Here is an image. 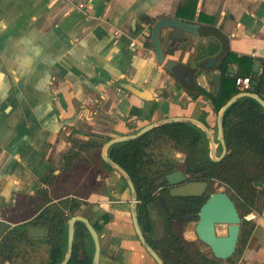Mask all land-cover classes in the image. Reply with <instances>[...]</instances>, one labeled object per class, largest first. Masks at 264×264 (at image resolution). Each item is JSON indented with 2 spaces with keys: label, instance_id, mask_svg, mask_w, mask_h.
<instances>
[{
  "label": "crops",
  "instance_id": "1",
  "mask_svg": "<svg viewBox=\"0 0 264 264\" xmlns=\"http://www.w3.org/2000/svg\"><path fill=\"white\" fill-rule=\"evenodd\" d=\"M180 1L0 0V223L8 224L4 232L35 218H28V206L39 199V188L53 199L46 206H60L71 192L61 159L74 144L104 145L151 123L199 121L202 113L216 137L217 114L210 100L192 94L197 87L213 91L214 75L196 70L195 63L216 54L219 42L163 28L159 42L164 62L175 63L171 75L156 62L151 24L142 21L176 18ZM199 14L213 20L203 23L227 36L229 52L251 57L253 66L259 65L258 74L263 71L264 0H198L196 19ZM228 65L237 71L236 64ZM227 66L222 76H227ZM50 168L53 187L39 182ZM100 171L97 161L88 168L86 180L99 187L84 199L78 215L89 223L101 213L109 216L97 234L99 264H155L134 232L131 191L122 175L112 169L103 178ZM19 194L30 198L27 208L19 206ZM251 233L235 264H264V207ZM39 247L46 244L35 241L34 248Z\"/></svg>",
  "mask_w": 264,
  "mask_h": 264
},
{
  "label": "trees",
  "instance_id": "2",
  "mask_svg": "<svg viewBox=\"0 0 264 264\" xmlns=\"http://www.w3.org/2000/svg\"><path fill=\"white\" fill-rule=\"evenodd\" d=\"M198 0H181L177 8L176 18L185 23H203L212 19L205 18L202 14L196 15ZM142 21H148L143 17ZM186 33V32H185ZM234 63L237 71L234 76H222L221 87L218 94L214 91L206 92L197 87L192 97L204 95L213 107V112L218 113L220 108L234 95L238 94L235 87L236 77L249 76L251 78L253 60L249 56H236L229 52L225 62L220 65L222 71L229 64ZM253 93L264 100V69L258 74ZM205 113L199 121L205 125ZM222 126L226 145V154L218 162L210 159L209 141L206 134L197 126L172 122L161 125L144 135L129 141L116 143L107 149V156L130 177L137 195V219L146 242L152 247L162 260L163 264H221L213 256L203 253L193 242L185 241L176 232L172 220L163 223V236L156 240L153 238L154 229L149 213V204L155 201L152 193L159 181L166 183L165 175L175 168L173 161L162 152L155 153L152 146L156 143L169 144L168 149L185 154L183 168L193 179H214L233 192L241 216L250 213L261 214L264 207V108L254 99L243 97L235 100L222 115ZM218 151L221 153V146ZM103 143L88 141L77 145L64 154L61 159V169L67 174L71 192L66 198L59 201V205L46 206L53 199L48 196L44 188L37 190L39 199L30 204V198L19 194L18 204L21 208H30L28 218L35 216L30 222H24L10 228L0 236V264L6 261L13 264H30L36 259L34 242L28 239L29 228H43L45 237L43 242L47 245L44 256L36 259V264H59L65 257L67 247V221L79 215V208L84 199L97 187L91 185L86 179V172L96 161L100 163V172L105 178L112 170L100 156ZM162 147V146H159ZM94 153V154H93ZM164 170L161 171V164ZM124 184L126 182L122 179ZM39 182L48 187H53L55 177L50 168L40 178ZM70 195V197H68ZM159 206L156 201L153 203ZM161 209V208H159ZM84 216V215H83ZM102 221V223H100ZM109 216L101 213L97 221L90 223L97 234H101L108 223ZM249 224V221H245ZM253 226L247 232V237L240 242L244 247ZM245 232V231H244ZM33 253V254H32ZM94 255V242L87 228L82 222L74 225L73 250L67 264H92ZM32 264V263H31Z\"/></svg>",
  "mask_w": 264,
  "mask_h": 264
},
{
  "label": "water",
  "instance_id": "3",
  "mask_svg": "<svg viewBox=\"0 0 264 264\" xmlns=\"http://www.w3.org/2000/svg\"><path fill=\"white\" fill-rule=\"evenodd\" d=\"M163 28H172L175 30L189 33L197 37H213L219 42L220 48L216 54H214L213 56L205 57L195 63L196 70L214 75L213 91L215 94H218L220 91L222 80V74L219 67L225 62L229 54V41L227 36H225L219 29L213 26L201 25L197 23H185L177 18L162 17L154 21V23L150 27L149 38L153 46L155 60L157 63L163 64L165 72L171 75H173V68L175 67V63L172 61L164 62V57L159 42V33ZM258 72L259 65L255 64L253 66L251 74L252 86L254 85L255 80L257 79ZM235 73L236 71L231 68L230 65H228L227 75L234 76ZM243 97H248L256 100L264 108V100L258 94L253 93L252 90L250 92L238 93L234 95L220 108L217 113V130L215 138L211 135L207 127L197 120L187 118H173L158 123L148 124L134 134L111 139L102 146L101 159L105 163L110 165L113 170L118 171L122 175L123 179L126 182V185L131 191V202L133 205L131 220L134 232L143 249L149 254V256L153 258L156 264H163V262L157 255V253L152 249V247L146 242L143 232L141 231V228L139 226L136 212L137 195L135 187L128 174L117 164H115L112 160L109 159L106 153L107 149L116 143L136 139L161 125L172 122H184L199 127L206 134V137L209 141L210 159L214 162H218L226 154V145L222 126V115L235 100ZM216 142H218L221 146V153L219 154V156L216 155ZM185 179V176L179 170L173 171L165 176L166 182L170 186H173L170 189V195L172 197L198 195L199 191H202V189H204V187L206 186L205 183H187L186 185L181 187L175 186L176 184L183 182ZM76 222H82L90 233L94 242V255L92 264H99V237L97 235V232L94 230L93 226L83 216H73L67 221L66 254L64 259L59 264H67L70 260L73 250L74 225ZM217 223L228 225L227 236H217L215 234L214 225ZM240 223L241 218L239 217V214L231 199L224 193H217L212 195L201 207L199 222L195 226V233L198 239L210 249L213 257L216 260H228L234 255L236 250L237 240L239 237ZM7 227V223H0V236L2 235V233H4ZM27 235L30 241H42L45 237V230L43 228H29Z\"/></svg>",
  "mask_w": 264,
  "mask_h": 264
},
{
  "label": "flooded vegetation",
  "instance_id": "4",
  "mask_svg": "<svg viewBox=\"0 0 264 264\" xmlns=\"http://www.w3.org/2000/svg\"><path fill=\"white\" fill-rule=\"evenodd\" d=\"M175 153H178L181 155H180V157L179 156L175 157V155H173L172 158H169V160L173 161L175 164V168L173 169V171H176V170L181 171L186 178L183 182H180V183L176 184L175 186L181 187V186L186 185L187 183H205L206 186L204 187V189H202V191H199L198 195H187V196L172 197L170 195V189L173 186H170L167 182L164 183L162 180L159 181V184L158 183L156 184L152 195H153L155 201L157 203H159L160 207L153 204L155 201L152 202L151 204H149V206H148L149 207V213L151 216L152 225H153V229H154L153 238L156 240H159L163 236V232H164L163 223L166 220H170V219L172 220V223H173V226H174L176 232L183 239H184L183 235H184L185 231L187 230V226L190 224H193L192 229H193V232L195 234L196 240L198 242H196L194 240L193 241L186 240V239H184V240L188 241V242H193L196 244L198 243L199 245L207 248L209 253H211L210 249L198 239V237L195 233V226L199 222L200 209L206 203V201L214 194L224 193L231 199V201L235 205V208L239 214V217L241 218L239 237L237 240V246H236V250H235V253H236V251L238 249L239 242H240V236L242 233V225L241 224H242V219H243V217L241 216V213L238 209L237 202L234 200L233 196L230 195L227 191H225V190L216 191L214 186H213L214 185V183H213L214 179L196 180V179L191 178L185 172V170L183 168V164L185 161V154L182 152H178V151H174V154ZM163 164L164 163L161 164V171L164 170V166H162ZM137 203H138V201H137ZM159 208H161V209H159ZM214 229H215V234L217 236H227L228 235V225L227 224L217 223L214 225ZM219 229H221L222 232H224V233L219 234L218 233ZM42 242H43V240H42ZM211 255H212V253H211ZM224 261H226V260H224Z\"/></svg>",
  "mask_w": 264,
  "mask_h": 264
},
{
  "label": "rangeland",
  "instance_id": "5",
  "mask_svg": "<svg viewBox=\"0 0 264 264\" xmlns=\"http://www.w3.org/2000/svg\"><path fill=\"white\" fill-rule=\"evenodd\" d=\"M152 146H158V147H156L155 148V153H158V152H162L163 154H166V155H168V157L169 158H172L173 157V155H175L174 154V151L173 150H170V149H168V146H170L168 143L166 144H162V143H156V144H153ZM159 146H162V147H159ZM219 154H220V152L218 151V146H217V149H216V155L217 156H219ZM180 156V155H179ZM214 182V188H215V190L216 191H221V190H225V191H227L230 195H233V192L232 191H230L228 188H227V186L225 185V184H222V183H220L219 181H217V180H213ZM240 211V213H242L241 212V210H239ZM249 215H246V216H244L243 217V219H242V231H243V234H242V239H244L245 238V236L247 237V232L249 231V229L253 226V228H254V226H255V223H256V221H257V219H258V214L257 213H253V217L251 218V217H249V218H251V219H246V217H248ZM245 221H249V224H245L244 222ZM192 227H193V224H190V225H188L187 226V230L185 231V233H184V235H183V237H184V239H186V240H190V241H196V242H198L197 240H196V237H195V234H194V232H193V229H192ZM245 231V232H244ZM253 231V230H252ZM218 233L219 234H222V233H224V232H222V230L221 229H219L218 230ZM251 234L252 233H250V236L248 237V240L251 238ZM248 240H247V242H248ZM247 242H246V244H245V246L243 247L242 246V243H239V245H238V249H237V251H236V253L231 257V258H229L228 260H226V261H224V260H221V264H235V263H237L238 261H239V259L242 257V255H243V253H244V250H245V248H246V246H247ZM195 245H197L196 243H194ZM197 247L203 252V253H205V254H207L208 256H212L211 255V253H209V251H208V249L207 248H205V247H203V246H201V245H197ZM40 249H38L37 250V248L35 249V250H37L36 251V259L39 257H43L44 256V251L45 250H47V245H46V247H39ZM33 254V253H32ZM36 259H35V261H32L31 263L32 264H36L37 262H36ZM30 263V264H31ZM156 264V263H155Z\"/></svg>",
  "mask_w": 264,
  "mask_h": 264
},
{
  "label": "built area",
  "instance_id": "6",
  "mask_svg": "<svg viewBox=\"0 0 264 264\" xmlns=\"http://www.w3.org/2000/svg\"><path fill=\"white\" fill-rule=\"evenodd\" d=\"M79 9H83L84 5L83 4H79L77 6ZM134 44L131 43V46H133ZM235 87L238 90L239 93H245V92H250L251 89V78L249 76H245V77H236L235 78ZM249 216L246 217V219H251L253 217V213L248 214ZM251 217V218H249ZM8 264V263H7Z\"/></svg>",
  "mask_w": 264,
  "mask_h": 264
}]
</instances>
